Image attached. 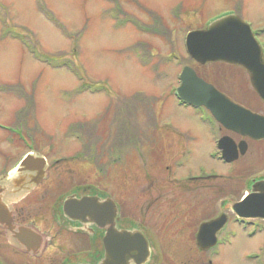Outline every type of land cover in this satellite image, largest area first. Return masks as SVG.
<instances>
[{"label": "rangeland", "instance_id": "1", "mask_svg": "<svg viewBox=\"0 0 264 264\" xmlns=\"http://www.w3.org/2000/svg\"><path fill=\"white\" fill-rule=\"evenodd\" d=\"M38 6L55 22H48ZM228 11L253 31L264 30V0H0V126L20 129L25 140L0 128V165L9 166L32 146L65 161L90 148L92 161L86 156L72 164L83 174L81 181L90 177L99 188L115 192L124 215L151 226L165 264H200L206 254L195 247L198 225L221 213L237 216L230 205L249 193L251 179L264 178V142L243 140L249 148L231 166L211 161L213 139L234 138L233 133L202 125L196 113L177 106L174 96L178 75L189 67L231 101L264 116L243 69L199 64L185 54V33L205 30ZM259 37L264 44V34ZM26 46L70 59L81 81L39 63ZM82 85L90 88L80 90ZM92 88H97L93 94ZM135 148L142 155L139 165ZM185 150L188 161L177 171L172 163ZM148 156H155L152 168ZM106 169L108 183L101 177ZM199 169L219 173L220 179L178 185L177 178ZM136 178L140 193L150 181L156 183L155 193L139 198ZM116 183L122 184L124 197ZM235 229L233 245L222 249L217 264H245L243 256L264 240L263 234L250 242Z\"/></svg>", "mask_w": 264, "mask_h": 264}, {"label": "flooded vegetation", "instance_id": "2", "mask_svg": "<svg viewBox=\"0 0 264 264\" xmlns=\"http://www.w3.org/2000/svg\"><path fill=\"white\" fill-rule=\"evenodd\" d=\"M232 135L235 139H231L236 145L234 154L237 153L238 157L241 156L242 148L240 146H243L242 143L246 145L243 155L249 148V145L243 140L255 142L236 134ZM216 141L217 139L215 143ZM213 147L217 150V143ZM214 148L211 150L212 155L215 153ZM146 149L149 151L150 148ZM28 151H34L35 157L28 160L26 166L19 167V160L26 156ZM85 151L88 155L85 154ZM134 151L137 155V162L136 160L135 162L139 165L142 155L139 153V148H135ZM82 152L74 153L70 158L68 156V161H65L63 160L64 156L52 160L48 155L39 153L37 148H25L9 166L4 165L5 163L0 165V264L101 263L106 259L107 254L104 239L109 229V225L106 223L108 213L114 216V229L117 232L139 231L145 236L150 248V256L146 264H165L160 240L151 226H147L142 220L138 221V219L135 220L124 215L123 202H119L115 192L99 188V185L92 182L90 177L81 181L79 176L83 174L79 173L76 170V165L72 164L80 163L79 160L86 156L90 160L92 159L90 148ZM189 155V151L185 150L182 154L183 159L175 160L172 163L173 168L177 171L184 168ZM36 156L45 157V163L41 165ZM219 156L218 152V155L211 156L210 159L223 166H231L235 162L225 164L223 161H219ZM145 159L147 162L151 161L150 168L155 166V156H152L151 159L148 156ZM202 172L203 170L199 169L196 174L184 175L177 178L176 181L179 186L186 187L220 179V177L209 179L199 176ZM102 175V182H111L107 169L102 172ZM136 179L138 180V182L135 181L136 187L139 186V188L137 187L139 198L141 195H148L149 198L150 194L155 193L156 183L154 181L146 183L148 187L143 189V193L147 190L148 194H143L140 193V180ZM260 181H264V178L251 179L247 185L248 192L251 193L253 183ZM122 184H119L118 187L116 183V191H119L118 194L124 197ZM150 187L154 189L149 192ZM151 201L152 203H148L144 210L145 214L151 210L155 202ZM220 206L223 208L224 202H221ZM97 216L101 220L105 219V223L98 225L95 221ZM221 216L225 217V222L215 234L216 245L213 249H198L196 244L198 228L205 222H201L197 227L193 238L195 247L201 254H206V257L201 258L200 264H217L216 261L221 256L222 249L233 245V240L237 236L236 227L250 242L264 234V223L261 220L239 221L236 216L228 219L224 213L218 214L212 220ZM229 226L235 228L229 230ZM256 249V254L253 257L244 258L243 256L245 264H264V240Z\"/></svg>", "mask_w": 264, "mask_h": 264}, {"label": "water", "instance_id": "3", "mask_svg": "<svg viewBox=\"0 0 264 264\" xmlns=\"http://www.w3.org/2000/svg\"><path fill=\"white\" fill-rule=\"evenodd\" d=\"M188 56L199 64L223 62L240 67L246 72L255 94L264 105V60L261 49L249 27L238 17L227 16L211 23L205 30L193 31L185 39ZM177 94L180 100L193 107L203 106L223 128L242 137L264 140V117L232 102L211 85L199 79L185 67L179 77ZM223 154L235 159L234 144L222 138ZM241 155L245 144L241 147ZM233 153V156H231ZM83 208V204L81 205ZM243 219H264V182L253 184L252 193L231 206ZM225 217L202 224L196 236L200 250L215 244V233L224 225ZM109 229L104 239L106 259L99 264H146L150 256L147 239L141 232H117L114 216H108Z\"/></svg>", "mask_w": 264, "mask_h": 264}, {"label": "bare ground", "instance_id": "4", "mask_svg": "<svg viewBox=\"0 0 264 264\" xmlns=\"http://www.w3.org/2000/svg\"><path fill=\"white\" fill-rule=\"evenodd\" d=\"M125 28H127V25H125ZM264 47V46H263Z\"/></svg>", "mask_w": 264, "mask_h": 264}]
</instances>
